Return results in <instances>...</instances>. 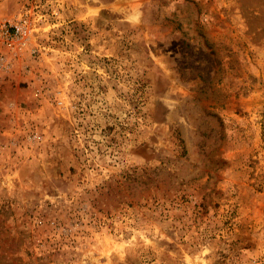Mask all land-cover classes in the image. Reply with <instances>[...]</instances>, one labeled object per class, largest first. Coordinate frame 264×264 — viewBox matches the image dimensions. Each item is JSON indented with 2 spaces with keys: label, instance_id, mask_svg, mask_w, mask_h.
I'll return each instance as SVG.
<instances>
[{
  "label": "rangeland",
  "instance_id": "1",
  "mask_svg": "<svg viewBox=\"0 0 264 264\" xmlns=\"http://www.w3.org/2000/svg\"><path fill=\"white\" fill-rule=\"evenodd\" d=\"M0 21V264H264V0Z\"/></svg>",
  "mask_w": 264,
  "mask_h": 264
},
{
  "label": "built area",
  "instance_id": "2",
  "mask_svg": "<svg viewBox=\"0 0 264 264\" xmlns=\"http://www.w3.org/2000/svg\"><path fill=\"white\" fill-rule=\"evenodd\" d=\"M28 31L20 21H0V45L14 47Z\"/></svg>",
  "mask_w": 264,
  "mask_h": 264
}]
</instances>
